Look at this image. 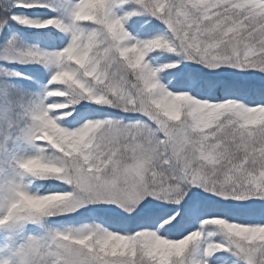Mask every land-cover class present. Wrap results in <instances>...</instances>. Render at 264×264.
<instances>
[{
    "label": "snow or ice",
    "instance_id": "obj_1",
    "mask_svg": "<svg viewBox=\"0 0 264 264\" xmlns=\"http://www.w3.org/2000/svg\"><path fill=\"white\" fill-rule=\"evenodd\" d=\"M68 16H11L69 39L18 53L54 67L38 103L0 101L5 151L55 154L13 157L0 264H264V0H75ZM73 215L91 220L47 223Z\"/></svg>",
    "mask_w": 264,
    "mask_h": 264
},
{
    "label": "trees",
    "instance_id": "obj_2",
    "mask_svg": "<svg viewBox=\"0 0 264 264\" xmlns=\"http://www.w3.org/2000/svg\"><path fill=\"white\" fill-rule=\"evenodd\" d=\"M42 2L47 4L48 7L22 8L14 6L15 0H1L0 2V24H3V27L0 28V101L4 99L5 94L12 93L13 95L22 97L29 104L34 105L52 87L48 82L54 71L53 66H44L31 62L23 64L9 60L11 56L21 58L18 53L22 50L39 48L54 51L63 48L67 44L68 36L54 28L35 29L20 25L11 20L12 15H20L33 19L58 17L68 21L69 7L75 3V0H42ZM168 55L171 54H157L158 59L155 61V64L159 65L166 62ZM44 102L47 103V100ZM73 115H75L74 112ZM70 118L68 117V119ZM15 119L20 120L21 116L18 115ZM37 148H44L45 150L43 153H38ZM36 154H42L46 158L53 159L55 155L54 150L40 143L32 146L9 141L7 143V151H5L3 137H0V186L7 179L16 176L13 162L14 156L22 157ZM22 182L27 190L39 194L72 190L69 185L56 179L37 180L25 176ZM255 219L259 222H264V218L256 217ZM90 220L91 218L87 216L73 215L71 217L49 218L47 223L56 227H66L90 222ZM29 227L33 228L31 225ZM34 230L37 232L42 231L39 228H35ZM212 239H215V237H212Z\"/></svg>",
    "mask_w": 264,
    "mask_h": 264
},
{
    "label": "rangeland",
    "instance_id": "obj_3",
    "mask_svg": "<svg viewBox=\"0 0 264 264\" xmlns=\"http://www.w3.org/2000/svg\"><path fill=\"white\" fill-rule=\"evenodd\" d=\"M0 2H1V0H0ZM9 60L10 61H12V62H18V63H26V61H22V59L21 58H17V57H14V56H11V57H9ZM8 94H5L4 95V98L7 96ZM3 115V109H2V106H0V116H2ZM79 225V224H78Z\"/></svg>",
    "mask_w": 264,
    "mask_h": 264
}]
</instances>
